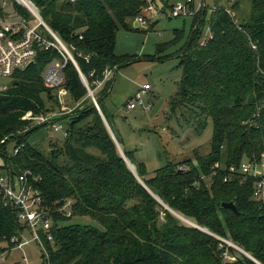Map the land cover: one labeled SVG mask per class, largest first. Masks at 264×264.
<instances>
[{
	"label": "trees",
	"instance_id": "trees-1",
	"mask_svg": "<svg viewBox=\"0 0 264 264\" xmlns=\"http://www.w3.org/2000/svg\"><path fill=\"white\" fill-rule=\"evenodd\" d=\"M7 1L19 15L31 17L18 2ZM32 1L59 38L76 48V61L91 83L103 80L108 67L119 69L135 61L117 55L115 42L120 30L140 29L134 23L145 15L147 0ZM161 1L167 17L174 4ZM190 8L196 11L194 4ZM189 17L187 36L185 28L175 29L173 38L146 59H179L182 76L167 119L178 114L179 122L195 124L199 133L211 120L210 149L181 161L167 157L152 175L144 162L135 164V151L121 149L143 183L110 132L105 101L111 78L95 95L107 126L68 60L65 88L75 107L52 120L63 125L66 136L46 153L39 144L31 145L29 137L47 128L33 125L35 117L62 113L43 77L53 59L62 61L59 52L39 50L34 64L14 74L0 93L3 175L29 171L28 183L40 191L42 207L53 218V241L43 235L48 249L42 254L44 264H258L226 241L264 264V207L254 198L255 180L230 174L232 166L259 160L264 153V0H219L212 9L201 7ZM206 26L211 36L203 46ZM10 149H19L18 155L11 156ZM69 199L72 215L65 216L59 210ZM222 203H234L238 212L222 208ZM25 228L0 189V244L9 245L0 254L17 247L14 239L20 240Z\"/></svg>",
	"mask_w": 264,
	"mask_h": 264
},
{
	"label": "rangeland",
	"instance_id": "rangeland-1",
	"mask_svg": "<svg viewBox=\"0 0 264 264\" xmlns=\"http://www.w3.org/2000/svg\"><path fill=\"white\" fill-rule=\"evenodd\" d=\"M185 1L169 0V4ZM200 1L194 0L195 3ZM147 2L149 6L145 15L141 16L147 24H142L138 17L139 30L122 29L117 34L115 53L119 56H131L135 61L113 70L110 77L112 80L111 93L105 101V105L110 112L111 128L115 135L122 139L121 147L123 148L121 149L135 151V164L144 162L149 175H152L157 168L165 165L167 157L170 160L172 158L181 161L188 156H193L196 151L208 152L213 136V123L209 120L206 128L199 133L195 124L186 123L184 119L179 122L177 118L180 119V115L178 114L170 120L167 119V115L170 113V99L176 93L177 82L182 76L181 69L178 68L179 59L150 61L146 57L156 54L158 45L172 39L175 29L185 28L187 36L191 30L192 19L186 17L184 21L183 17L169 18L168 14L166 17L163 13L164 4L161 0H147ZM216 3H219V0H205L209 9H212ZM244 3V6L248 7V1ZM152 21L155 24L153 29L149 30ZM210 36V29L206 26L202 40H207ZM13 81L14 77H2L0 86H9ZM144 84H149L152 89L147 92L148 97L152 99L150 110H145L142 107L134 110L128 109V102L142 90ZM102 87L103 84L96 89L93 87L94 95ZM62 101H65L64 104L69 109L75 107L70 95L69 97L65 96ZM96 103H98L97 100ZM99 107L101 110V106ZM97 109L99 110L98 107ZM29 138L31 145L39 144L38 148L45 153L52 145L58 147L64 141L62 132H55L51 127L35 130ZM50 141L53 142L51 146L49 145ZM126 159L131 169L137 174L136 166L127 157ZM20 238V244L24 242L26 244L21 249L18 247L12 250L7 249L8 252L3 255V261L0 264H44L41 247L33 240L31 231L25 228ZM8 246L0 244V248L6 249ZM227 256L231 258V256ZM24 258L27 259V262Z\"/></svg>",
	"mask_w": 264,
	"mask_h": 264
},
{
	"label": "built area",
	"instance_id": "built-area-1",
	"mask_svg": "<svg viewBox=\"0 0 264 264\" xmlns=\"http://www.w3.org/2000/svg\"><path fill=\"white\" fill-rule=\"evenodd\" d=\"M18 2L31 16L30 18L19 15L16 10L13 9L10 2L7 0H0V78H13L17 71L26 69V67L34 62L38 55L39 50L56 49L62 61L60 59H53L45 69L43 73L44 84L46 87L53 89L57 95L58 101L62 107L63 112H49L46 115H39L34 118L33 125H45L51 127L55 132H62L63 136H66V131L62 124L52 122V120L65 112H72L74 108H68L62 101L64 97H69V91L65 88V76L63 68L67 64L68 60L71 61L78 70L79 76H81L82 82L88 91V97L94 101L95 105V90L102 84L110 79L114 68H107L103 75V80H96L92 83L79 66L78 61L75 58L76 48L74 46H68L62 39L48 26L40 15L39 8L32 0H14ZM75 3L77 0H69ZM191 4L195 5L197 11L201 7H206L205 1L195 3L194 0H186L182 3H176L173 5L168 15L172 18H182L193 16L196 11L192 10ZM9 13V14H8ZM139 21L144 24L147 22L144 18L140 17ZM138 21V22H139ZM139 22V24H140ZM145 24V25H146ZM83 36H80L82 39ZM201 45H206V40L202 41ZM79 57L90 62V58L83 53L78 54ZM90 79L93 78L94 72L90 73ZM95 87L93 90L92 88ZM9 88L8 85L0 86V93L6 91ZM152 90L151 86L144 84L142 90L139 91L136 96L128 102V109L134 110L142 107L145 110H150L151 104H149L148 91ZM79 104V103H78ZM78 104L76 107H78ZM99 109L100 107L97 106ZM32 125V126H33ZM11 156H17L19 149L8 150ZM3 165L0 160V189L4 194V198L7 199L17 210L19 221L22 222L26 229H29L33 234V240L39 244L42 250V254L47 255L48 249L44 244L43 235H45L48 242L53 241L51 233V227L53 225V218L50 217V213L43 209V198L36 188L30 186L28 176L29 171H25L18 176L3 175L1 169ZM230 174H240L244 177H252L255 180L254 184V198L261 202L264 207V153L259 160L245 159L239 166H232L230 168ZM230 178H226L228 181ZM72 200H67L66 204L60 208V212L65 216H71ZM17 241V247L21 249L26 243H21L19 238L14 239ZM229 246L238 249L235 244L226 241ZM240 249V248H239ZM238 249V250H239ZM241 252V249L239 250ZM3 255L0 254V263L3 261ZM227 262H232L231 258L226 255ZM27 262V259L24 258Z\"/></svg>",
	"mask_w": 264,
	"mask_h": 264
},
{
	"label": "water",
	"instance_id": "water-1",
	"mask_svg": "<svg viewBox=\"0 0 264 264\" xmlns=\"http://www.w3.org/2000/svg\"><path fill=\"white\" fill-rule=\"evenodd\" d=\"M139 26V22L138 21H136L135 23H134V28H137ZM34 64V62L32 61V63H30L27 67H26V69L27 68H29V67H31L32 65ZM98 104V103H97ZM100 110V109H99ZM100 112H101V115L103 116V118H104V115H103V113H102V111L100 110ZM104 121L106 122V124H107V126H108V123H107V121L105 120V118H104ZM111 132V135L114 137V139H115V141H116V143H117V146H118V149H119V151H121V154H122V156H123V158L126 160V163H127V165H129L128 164V162H127V159H126V156L124 155V152H123V150H121V148H120V146H119V144H118V141H117V139H116V136L113 134V132H112V130L110 131ZM129 167H130V169H131V166L129 165ZM132 170V169H131ZM132 172L134 173V175L137 177V179L138 180H140L139 179V177H138V175L132 170ZM140 182H142L143 183V181L142 180H140ZM221 207L222 208H226V209H230V210H234L235 212H238V210H237V208H236V206H235V204L234 203H222L221 204ZM207 232V231H206ZM239 249V248H238ZM240 250V249H239ZM241 252L242 253H244L245 255H247L249 258L251 257L254 261H256L258 264H260L253 256H251L250 254H247V253H245L244 251H242L241 250ZM226 264H231V263H226Z\"/></svg>",
	"mask_w": 264,
	"mask_h": 264
},
{
	"label": "crops",
	"instance_id": "crops-1",
	"mask_svg": "<svg viewBox=\"0 0 264 264\" xmlns=\"http://www.w3.org/2000/svg\"><path fill=\"white\" fill-rule=\"evenodd\" d=\"M148 99H149V101H151L152 99H151V97H148Z\"/></svg>",
	"mask_w": 264,
	"mask_h": 264
}]
</instances>
